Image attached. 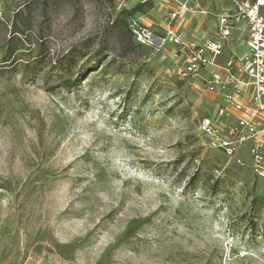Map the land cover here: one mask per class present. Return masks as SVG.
Masks as SVG:
<instances>
[{"label": "rangeland", "instance_id": "rangeland-1", "mask_svg": "<svg viewBox=\"0 0 264 264\" xmlns=\"http://www.w3.org/2000/svg\"><path fill=\"white\" fill-rule=\"evenodd\" d=\"M136 6L0 0V264H264V146L229 155L202 134L216 96L176 76L174 47L112 26L169 12Z\"/></svg>", "mask_w": 264, "mask_h": 264}, {"label": "built area", "instance_id": "built-area-1", "mask_svg": "<svg viewBox=\"0 0 264 264\" xmlns=\"http://www.w3.org/2000/svg\"><path fill=\"white\" fill-rule=\"evenodd\" d=\"M116 9L124 10L130 1L148 5L157 0H109ZM161 32L130 26L136 42L157 52L169 46L176 49L181 67L175 71L180 80H195L216 96L214 119L201 120L202 134L229 155L239 146L251 145L259 157L264 146V0H231L232 8L205 9L200 0H172ZM207 18L216 22L213 39L206 42L186 39L180 23L185 18ZM245 32L242 41L247 51L243 56L232 53L221 60L228 43ZM239 41V38H237ZM225 120L227 125L220 126ZM231 138V140H229Z\"/></svg>", "mask_w": 264, "mask_h": 264}, {"label": "crops", "instance_id": "crops-1", "mask_svg": "<svg viewBox=\"0 0 264 264\" xmlns=\"http://www.w3.org/2000/svg\"><path fill=\"white\" fill-rule=\"evenodd\" d=\"M162 1H165L167 3L169 10L172 9V6H173L172 0H157L155 2H162ZM200 1H201L202 6L205 9H210L211 8L212 10H219V9H221L223 7V4H221V5L219 4L220 3L219 2L220 0H200ZM239 1H241V0H239ZM251 1H254V0H251ZM164 20H165V17L162 20L161 25L159 26V29L158 30H154V29H152V30L153 31H156V32H161V29L164 27ZM203 20L204 21L201 24L200 23L196 24V21L197 20L192 19L193 25H190V26L192 27V30L193 31H191L192 33H191L190 36L187 34L186 31L182 30V26H181L182 23H180V30H181L183 36L186 39H189V40H198L201 43L213 39V37L215 35V32H216V29H215L216 22H215V20H213L211 18L210 19L203 18ZM195 24H196V27H194ZM239 47H243L245 49L244 52H243V54L246 53L247 48H246L245 44L241 43V45ZM225 53L228 55L227 58H226V62H227V59L229 58V56L232 53H235L237 56H243V54L242 55L237 54L235 48L233 50H231V51H228V49H227L224 52V54Z\"/></svg>", "mask_w": 264, "mask_h": 264}, {"label": "trees", "instance_id": "trees-1", "mask_svg": "<svg viewBox=\"0 0 264 264\" xmlns=\"http://www.w3.org/2000/svg\"><path fill=\"white\" fill-rule=\"evenodd\" d=\"M151 4V3H148V5ZM148 5H140V4H137V6L132 10V12L130 13V15H132L133 13H136V12H139L145 8L146 6ZM128 12L126 11H122L119 15V18L117 19V21L112 25L113 27H117V26H120L121 28V32H123V39L125 37H128L130 40H132V47H134L135 49H140L142 48L143 46L139 45L135 38H134V35L133 33L131 32L130 30V25H129V22L127 21V17H125L124 15H127ZM14 30L15 32L14 33H19L20 32V29L18 30L17 26L15 25L14 26ZM11 42V41H10ZM131 49V48H129ZM16 51L13 50L12 52H9L8 56L6 57V62H9V60L15 55ZM73 86V85H72ZM72 86H66L67 89L71 88Z\"/></svg>", "mask_w": 264, "mask_h": 264}]
</instances>
